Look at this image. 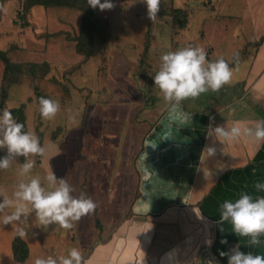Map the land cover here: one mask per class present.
Masks as SVG:
<instances>
[{
    "label": "crops",
    "instance_id": "1",
    "mask_svg": "<svg viewBox=\"0 0 264 264\" xmlns=\"http://www.w3.org/2000/svg\"><path fill=\"white\" fill-rule=\"evenodd\" d=\"M261 19L254 40L232 54V61L239 54L238 61L224 57L232 70L230 83L238 87L229 93L232 96L224 97V91L220 100L209 90L208 100L201 99V104L188 99L176 104L161 102L157 91L148 104L151 94L139 89L129 104L123 100L124 91H114L104 108L95 105L90 140L86 139L95 165L90 172L78 170L74 178L78 197L86 187L90 192L86 198L97 205L75 223L79 235L86 222L92 226L82 230L79 251L86 264H228L220 252L238 243L245 253L264 255V236L261 246L247 247L248 238L237 237L230 223L222 225L223 232L217 224L224 202H235L242 193L253 199L264 196V191L255 189L256 183H264V141L253 142L242 134L227 142L208 129L236 126L243 133L264 120ZM98 142L100 153H96ZM206 147L217 151L213 154ZM79 162L81 168L85 161L80 157ZM26 223L24 230L34 237L38 232L57 233L72 245L77 239L74 227L66 234L64 229L55 230L56 225L40 229L31 211ZM15 226L0 224V241L6 249L21 237L16 231L5 232ZM21 238L30 256V244Z\"/></svg>",
    "mask_w": 264,
    "mask_h": 264
},
{
    "label": "rangeland",
    "instance_id": "2",
    "mask_svg": "<svg viewBox=\"0 0 264 264\" xmlns=\"http://www.w3.org/2000/svg\"><path fill=\"white\" fill-rule=\"evenodd\" d=\"M263 1L161 0L160 11L152 23L147 18V6L141 0H111L114 9L101 12L97 8L98 16L109 23L107 48L104 53L84 61V56L76 52V43L68 40L79 34L82 11L44 7L25 10V0H5L0 10V50H9L8 57L12 62H47L50 72L34 82L32 78L25 77L22 84L7 90L4 105L7 109L25 105L27 131L34 132L42 139L46 154L43 158L30 157L36 163L29 177L19 175V167L25 162L24 157L16 158L9 169L0 170V189L11 198L21 181L39 176L44 184V178L52 172L57 177L65 178L75 189L74 178L78 170L87 169L90 172L95 165L94 154L86 142V139L90 140L94 118L91 112L95 105L104 108L108 95L114 91H124L123 100L129 104L130 99L138 95L139 89L141 92L144 91L142 89L148 90L147 94H151L149 101L146 100L150 104L152 94L159 91L153 85V78L159 70L162 55L168 52L189 46L202 47L209 62L215 57H227L228 61L233 62L232 54L243 49L248 40L253 41L255 38L257 22L261 17L264 18ZM173 9L186 10L188 17L184 29L177 25L174 27L171 15ZM146 43H149L150 48L145 58ZM242 54L246 53L242 51ZM4 68V63L0 61V105ZM230 81L215 92L220 100L222 92H226V97L227 94L233 95L230 92L238 90V87H232ZM35 88L60 103V111L54 119L41 118ZM210 93L208 91L187 99L201 104V99L203 102L208 100ZM158 96L161 97L160 94ZM160 97L158 99L162 102L164 99ZM187 99L184 101L187 102ZM109 100H113V94L109 95ZM97 147L96 153H100L99 148L102 146L99 142ZM4 155L6 150H0V157ZM80 157L85 161L81 168ZM83 189V194L90 193L88 188ZM77 190L72 193L75 197H78ZM26 222L28 218L23 224L17 223L5 232L16 231L20 235L18 229L25 228ZM91 227L86 222L82 230L88 231ZM78 230L74 225L73 232L77 239L73 245L60 239L57 233L38 232L34 237L25 231L24 238L30 244L31 254L22 264H34L37 258L67 256L71 247L81 250L82 230L80 235ZM11 249L10 245L6 249L0 241V264H20L14 260ZM61 251H65V254Z\"/></svg>",
    "mask_w": 264,
    "mask_h": 264
},
{
    "label": "clouds",
    "instance_id": "3",
    "mask_svg": "<svg viewBox=\"0 0 264 264\" xmlns=\"http://www.w3.org/2000/svg\"><path fill=\"white\" fill-rule=\"evenodd\" d=\"M147 6V18L154 23L160 11L161 0H141ZM93 10L101 12L114 9L111 0H87ZM232 77V70L224 58L209 62L207 53L202 47H186L174 52H168L161 57V64L154 79L155 88L165 102L179 104L187 98H195L208 92H218ZM60 111L58 101L41 97L39 113L43 120H52ZM25 125L16 121L12 113L5 108L0 113V150H6V155L0 157V170H7L18 157H24L25 162L19 167L21 177H29L35 166V160L30 157H44L45 147L41 146L39 137L32 131H25ZM209 134L213 131L223 141L235 142L243 134L253 142L264 141V120L258 121L254 128L226 125L209 126ZM209 137V136H208ZM215 154L214 147H206ZM33 176L21 181L11 198L0 189V224H23L29 211L35 214L36 223L47 230L56 225V229H72L82 217L95 211L97 205L90 198L81 194L75 197V189L63 177H57L54 172L44 178ZM255 189L264 191V183H256ZM30 205V209L28 206ZM230 223L232 232L237 237H246L247 247L261 246V236H264V196L253 197L242 193L235 202L226 201L221 205L220 219L217 221L221 232L222 225ZM21 237L26 235L23 227L18 229ZM221 243L227 244V240ZM211 243H209L210 246ZM221 257H227L228 264H264V255H253L241 251L238 243L228 252H220ZM34 264H86L78 249L72 248L67 256L47 259L37 258ZM211 264L213 262L211 261Z\"/></svg>",
    "mask_w": 264,
    "mask_h": 264
},
{
    "label": "trees",
    "instance_id": "4",
    "mask_svg": "<svg viewBox=\"0 0 264 264\" xmlns=\"http://www.w3.org/2000/svg\"><path fill=\"white\" fill-rule=\"evenodd\" d=\"M0 0V10L3 8V2ZM37 7L44 8H68L76 9L83 12L80 31L76 38L68 39L75 44L76 52L84 56V61L91 57H94L100 53H104L109 36V23L103 21L97 14V9L93 10L87 4V0H25V10H30ZM1 13V11H0ZM174 18V27L176 25L180 29H184L187 20V12L183 9H173L171 13ZM150 45L145 44L144 57L148 56ZM9 50H0V61L5 65L3 79H2V103L0 105V111L6 108L4 103L7 101L6 94L7 90L12 86H19L22 84L25 77L32 78L34 82L37 78H44L49 72V64L43 63H16L12 62L8 57ZM239 54L235 57L233 62L238 61ZM69 72V71H68ZM68 77L65 75V79ZM36 89V88H35ZM35 95L37 103L39 105V99L41 97L52 99L48 95L42 93V91L36 89ZM17 122L25 125V131H27L25 105L22 104L18 108L8 109ZM40 139V137H39ZM42 145V139H40ZM97 226H100L99 220L96 219ZM12 253L14 260L20 264L25 263L29 258V247L27 243L20 237L16 236L12 241Z\"/></svg>",
    "mask_w": 264,
    "mask_h": 264
}]
</instances>
